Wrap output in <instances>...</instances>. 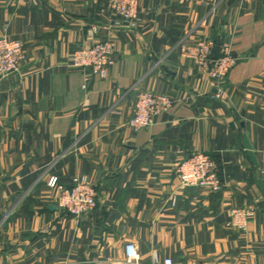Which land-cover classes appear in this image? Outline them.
<instances>
[{
	"label": "crops",
	"instance_id": "obj_1",
	"mask_svg": "<svg viewBox=\"0 0 264 264\" xmlns=\"http://www.w3.org/2000/svg\"><path fill=\"white\" fill-rule=\"evenodd\" d=\"M0 35L23 43L19 74L0 81V264H264V0H139L129 25L106 0H0ZM187 37L231 45L223 81L180 55ZM111 41L115 65L87 89L81 47ZM175 104L155 125L128 122L140 92ZM217 160L219 192L183 188L182 160ZM87 177L97 208L58 206L51 177ZM252 206L247 230L233 208Z\"/></svg>",
	"mask_w": 264,
	"mask_h": 264
},
{
	"label": "built area",
	"instance_id": "obj_2",
	"mask_svg": "<svg viewBox=\"0 0 264 264\" xmlns=\"http://www.w3.org/2000/svg\"><path fill=\"white\" fill-rule=\"evenodd\" d=\"M109 10L129 25L138 21L139 0H106ZM182 58L193 62L198 69L212 80H225L237 65V59L228 42L217 43L211 38L194 40L185 38L179 45ZM23 43L6 35H0V81L14 74H19L25 61ZM72 67L82 70L88 84L95 79H106L115 65V44L111 41L100 42L92 47L77 49L71 58ZM174 100L168 95L149 91L139 93L134 115L128 122L129 128L137 133L155 125L156 119L169 113L174 107ZM183 188H207L219 192L224 183L219 175L216 159L204 153H195L182 160L177 169ZM51 189L59 192L58 206L75 217L92 213L98 205L97 192L87 177L75 178L70 187L59 184L57 177L48 181ZM254 207L233 208L230 211L231 225L241 231L247 230V221L253 216ZM117 264H143L137 245L125 246V259ZM153 264H174L171 258L160 260L157 252L153 254Z\"/></svg>",
	"mask_w": 264,
	"mask_h": 264
},
{
	"label": "trees",
	"instance_id": "obj_3",
	"mask_svg": "<svg viewBox=\"0 0 264 264\" xmlns=\"http://www.w3.org/2000/svg\"><path fill=\"white\" fill-rule=\"evenodd\" d=\"M218 43V42H217Z\"/></svg>",
	"mask_w": 264,
	"mask_h": 264
}]
</instances>
